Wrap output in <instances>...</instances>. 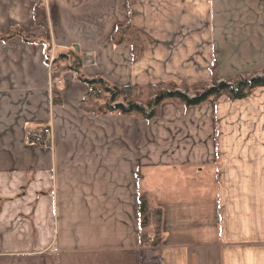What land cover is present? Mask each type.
<instances>
[{
	"label": "crops",
	"instance_id": "obj_1",
	"mask_svg": "<svg viewBox=\"0 0 264 264\" xmlns=\"http://www.w3.org/2000/svg\"><path fill=\"white\" fill-rule=\"evenodd\" d=\"M41 2L51 51L79 53L87 79L138 82L128 46L111 43L123 22L142 38L141 67L198 36L221 77L264 68V0H0V35L42 38ZM87 91L70 70L51 80L40 42L0 39V264H264V88L215 102L217 142L193 139L201 117L192 130L177 115L180 139L153 133L148 149L140 120L81 109ZM142 193L163 211L160 246L139 245Z\"/></svg>",
	"mask_w": 264,
	"mask_h": 264
},
{
	"label": "trees",
	"instance_id": "obj_2",
	"mask_svg": "<svg viewBox=\"0 0 264 264\" xmlns=\"http://www.w3.org/2000/svg\"><path fill=\"white\" fill-rule=\"evenodd\" d=\"M32 19L38 27L44 30V35L40 39L29 38L18 29L13 28L7 36L0 35L1 40H6L11 36H21L26 41L40 42L44 45V53L46 63L50 57L51 41L49 21L47 18V10L43 2L37 3L34 6ZM110 39L114 45H127L130 49V59L133 63L144 52L142 38L138 31L133 28L128 22L116 23L114 26ZM50 76L53 81L59 79L63 73L68 70L77 75L78 79L88 86L87 93L80 101V108L87 113L104 114L119 112L123 115H131L141 117L150 121L155 118L159 113V108L162 102L166 100H174L185 106H196L208 99H218V97L225 96L230 100H241L253 92V89L264 88V71L261 74H255L250 77H243L235 81H218L212 85L207 86L202 90L195 89L193 94L189 95V87L182 85L164 84L149 85L146 89L140 86L133 85H109L104 79L91 78L87 79L81 73L83 63L80 54L68 50L63 53L55 55L51 62ZM150 93L149 100L145 104L147 108L142 105L144 93ZM53 103H61L60 91L53 85ZM138 99V100H137ZM138 101V103L136 102ZM30 136L29 140L33 141ZM138 238L139 245L144 246L152 244L160 246L162 239V218L163 211L160 208L152 207L149 198L145 193L139 194L138 197Z\"/></svg>",
	"mask_w": 264,
	"mask_h": 264
},
{
	"label": "rangeland",
	"instance_id": "obj_3",
	"mask_svg": "<svg viewBox=\"0 0 264 264\" xmlns=\"http://www.w3.org/2000/svg\"><path fill=\"white\" fill-rule=\"evenodd\" d=\"M205 38V37H204ZM175 43H170L168 45L162 46L165 48V50H168V56L165 60H153V61H146L147 63H150L151 67L145 68L141 67V63L143 61V64H145L143 58H144V52L141 55L140 58L136 60L135 63L138 65L139 69L137 72L139 75L137 76L136 84H129L133 86H140L143 89H146L149 87V85H160V83L164 84H176L179 86V88H182L184 86L189 87V95L195 91V89H198L199 91L206 88L207 86L212 85L214 82L218 81H235L240 80L243 77H250L255 74H261L264 71V68L261 70L252 69L250 71H242L239 74H235L229 77H221L218 73V61L215 54V51L213 50L211 56L208 55V49L206 47L204 51V57L197 54V50L195 49V42L198 39V36H194L192 43L190 42V37H181V38H174ZM144 49V46H143ZM194 50L193 58H191V52ZM50 58L55 57V54L50 51ZM175 57V58H174ZM131 61V59H130ZM158 61V62H157ZM198 61H200L198 63ZM198 65L206 66V73L203 70H199ZM159 66V67H158ZM197 69V70H194ZM52 80V78H51ZM162 80V81H160ZM53 81V80H52ZM160 81V82H159ZM258 89V88H256ZM256 89H253V92L248 95L247 97H251L253 93L256 91ZM150 93L147 94V92L144 93L145 96H143V102L142 105L148 109V107L145 105L147 101L149 100ZM245 97V98H247ZM224 98L227 102H232L236 100H228L225 96L218 97ZM218 99H208L206 102L201 103L200 105H196L195 109H189L188 106L182 105L181 103L174 101V100H166L161 103L159 108L158 115L150 119V121L143 119L141 117H135L131 115H123L119 112L115 113H108V114H116L119 116L124 117H130L133 120L141 121L142 129H143V135H144V141H145V148L148 149L151 147L152 144H156L157 140L156 137H154L153 133H169L171 136H169V139H176L179 138L178 136L182 133V131L185 129V127L190 126L193 128L192 130H197L199 127L198 122L196 121L201 117V127L202 129V138L194 136L193 139L199 140L200 143L203 141V144H212L218 141L219 137L218 134L212 133V124L216 123L215 115L212 109L215 107V102L218 101ZM138 100V99H137ZM136 102L138 103V101ZM225 101V102H226ZM186 108V109H184ZM184 109V111H182ZM186 113H183L185 112ZM213 113V114H212ZM179 116L180 118H183V123L185 127H182V125H179L178 127L174 125L173 127L169 125L173 119L174 116ZM163 118L165 120H163ZM215 120V121H214ZM170 121V122H166ZM229 124V120L227 121ZM233 130L229 129V137H231V132ZM197 131H195L196 133ZM182 135V134H181ZM242 138H245V134L239 135ZM165 138V137H164ZM180 139V138H179ZM173 140V139H172ZM231 143V140L229 141Z\"/></svg>",
	"mask_w": 264,
	"mask_h": 264
},
{
	"label": "built area",
	"instance_id": "obj_4",
	"mask_svg": "<svg viewBox=\"0 0 264 264\" xmlns=\"http://www.w3.org/2000/svg\"><path fill=\"white\" fill-rule=\"evenodd\" d=\"M51 62L52 58L48 60V69L51 71ZM41 134H43L46 137V140L50 141L52 139L53 133H51V127L47 126L40 130Z\"/></svg>",
	"mask_w": 264,
	"mask_h": 264
},
{
	"label": "water",
	"instance_id": "obj_5",
	"mask_svg": "<svg viewBox=\"0 0 264 264\" xmlns=\"http://www.w3.org/2000/svg\"><path fill=\"white\" fill-rule=\"evenodd\" d=\"M76 49V48H75Z\"/></svg>",
	"mask_w": 264,
	"mask_h": 264
}]
</instances>
